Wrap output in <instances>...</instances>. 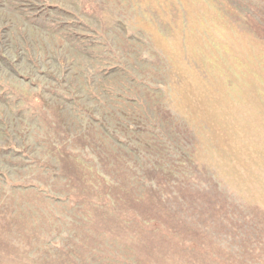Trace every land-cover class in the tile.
<instances>
[{
  "label": "rangeland",
  "instance_id": "obj_1",
  "mask_svg": "<svg viewBox=\"0 0 264 264\" xmlns=\"http://www.w3.org/2000/svg\"><path fill=\"white\" fill-rule=\"evenodd\" d=\"M0 264H264V0H0Z\"/></svg>",
  "mask_w": 264,
  "mask_h": 264
}]
</instances>
